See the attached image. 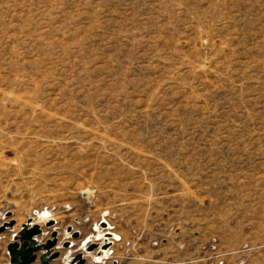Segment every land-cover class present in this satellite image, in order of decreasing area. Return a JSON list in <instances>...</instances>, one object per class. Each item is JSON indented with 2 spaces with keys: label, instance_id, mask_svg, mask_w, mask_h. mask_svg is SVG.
I'll return each instance as SVG.
<instances>
[{
  "label": "rangeland",
  "instance_id": "374dc122",
  "mask_svg": "<svg viewBox=\"0 0 264 264\" xmlns=\"http://www.w3.org/2000/svg\"><path fill=\"white\" fill-rule=\"evenodd\" d=\"M29 218L50 264H264V0H0V264Z\"/></svg>",
  "mask_w": 264,
  "mask_h": 264
},
{
  "label": "water",
  "instance_id": "95a60500",
  "mask_svg": "<svg viewBox=\"0 0 264 264\" xmlns=\"http://www.w3.org/2000/svg\"><path fill=\"white\" fill-rule=\"evenodd\" d=\"M12 223L13 222L3 223V225L0 227V232L6 229L8 226H11ZM30 223L31 219L29 218L14 234L12 241L7 243L6 249L9 257V264H35L36 252L40 250H43L44 253L38 257L39 264H50V261L56 259L59 256L57 251H52L56 244V231H51L50 239L45 240V242L38 243L36 237L41 234L40 226L36 223ZM52 223V221L48 220L45 222V225L50 226ZM67 231H70V228H68ZM106 235L110 234L107 233ZM72 236L77 237L78 232H72ZM68 245V242L64 244L65 247ZM98 246V243H92L85 249L87 251H92L93 249L98 248ZM100 248H106L105 244H101ZM70 264H85L83 253H77L70 260Z\"/></svg>",
  "mask_w": 264,
  "mask_h": 264
},
{
  "label": "bare ground",
  "instance_id": "6f19581e",
  "mask_svg": "<svg viewBox=\"0 0 264 264\" xmlns=\"http://www.w3.org/2000/svg\"><path fill=\"white\" fill-rule=\"evenodd\" d=\"M44 134H42V136H43ZM44 136H47V137H49V138H53V136L51 135V134H49V133H46V135H44ZM48 213V212H47ZM39 217L43 220V221H48V215L47 214H45V213H43V214H41V215H39ZM31 219V218H30ZM50 220V219H49ZM31 221H32V219H31ZM107 224V229L106 230H104V232H96V234H95V236H94V239L95 240H97V241H99V244L100 243H107V242H110L111 240H117V239H119V237L115 234V233H113V232H111L110 230H108V229H110L111 227H110V225L108 224V223H106ZM110 234V237H106L105 235L106 234ZM86 244L84 243L83 244V246H85ZM101 253L103 254V256L102 257H105V255H107V253H108V249H101V252H100V254L99 255H94L93 256V258H92V261H99L98 259L101 257ZM104 253H106V254H104ZM93 263V262H92ZM91 263V264H92Z\"/></svg>",
  "mask_w": 264,
  "mask_h": 264
},
{
  "label": "flooded vegetation",
  "instance_id": "af4514ba",
  "mask_svg": "<svg viewBox=\"0 0 264 264\" xmlns=\"http://www.w3.org/2000/svg\"><path fill=\"white\" fill-rule=\"evenodd\" d=\"M104 254H106V253H104ZM102 256H103V254L101 253V257H102ZM105 256H106V255H105ZM101 257H100V258H101ZM100 258H99L98 260H100Z\"/></svg>",
  "mask_w": 264,
  "mask_h": 264
}]
</instances>
